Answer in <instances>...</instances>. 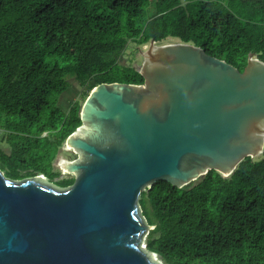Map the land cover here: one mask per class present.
Returning a JSON list of instances; mask_svg holds the SVG:
<instances>
[{"label": "trees", "instance_id": "trees-1", "mask_svg": "<svg viewBox=\"0 0 264 264\" xmlns=\"http://www.w3.org/2000/svg\"><path fill=\"white\" fill-rule=\"evenodd\" d=\"M152 41L192 44L243 72L252 53L264 62V0H0V126L13 148L12 156L0 148L12 166L6 177L58 176L54 161L82 125L79 102L60 106L68 77L85 98L102 83L143 85L121 60L130 43ZM13 157L28 159L13 166ZM261 157L227 178L209 171L183 188L160 181L143 191L147 250L164 264H264Z\"/></svg>", "mask_w": 264, "mask_h": 264}, {"label": "water", "instance_id": "water-1", "mask_svg": "<svg viewBox=\"0 0 264 264\" xmlns=\"http://www.w3.org/2000/svg\"><path fill=\"white\" fill-rule=\"evenodd\" d=\"M138 72L143 85L102 83L83 104L63 145L77 154L61 163L71 186L0 169V264H158L143 247L152 227L142 192L209 171L227 178L264 154V62L254 53L241 72L192 44L152 41Z\"/></svg>", "mask_w": 264, "mask_h": 264}, {"label": "rangeland", "instance_id": "rangeland-1", "mask_svg": "<svg viewBox=\"0 0 264 264\" xmlns=\"http://www.w3.org/2000/svg\"><path fill=\"white\" fill-rule=\"evenodd\" d=\"M149 47H150V44H148L146 46H138L135 43L134 44L130 43L128 49L126 50V52L123 56V59L121 60V63L124 65H127V66L135 67L137 69L140 68L143 61H144V54L149 49ZM68 81L70 82V88L66 93H64L62 95V97L60 99V106L64 110H68L70 105L75 103V102H79L83 106V104L85 103V101L88 98V97H86V98L84 97L83 88L77 82V80L74 79V77H72V76L68 77ZM43 136H47V135L45 134ZM4 137H5L4 133L0 134V148L3 151H5L9 156H12L10 154L13 151L12 145L8 144V142L6 141V137H5V141H3ZM40 149L42 150V147ZM45 150H43V151H45ZM65 151L66 150L61 148L60 152L58 153L57 159H60L59 160L60 164L66 160H74L77 158V154H75L71 151H66V152ZM262 158L263 157H258L256 159H262ZM27 159H25V158L20 159V158H14L13 157V160H14L13 166H17L20 163H22L23 161H26ZM11 161H12V159H11ZM0 168L3 170V172L5 174H11L12 173V166H10V165H5V164L0 162ZM23 174H24V172H23ZM38 176H40V175H38ZM34 177H36V176L30 177V178H34ZM42 178L46 182H50V181L46 180L44 177H42ZM146 235H148V234H146ZM146 242H147V236L145 237V243L143 244V247H145L144 250L154 259V261L156 263L164 264L158 255L152 254L147 250Z\"/></svg>", "mask_w": 264, "mask_h": 264}, {"label": "flooded vegetation", "instance_id": "flooded-vegetation-1", "mask_svg": "<svg viewBox=\"0 0 264 264\" xmlns=\"http://www.w3.org/2000/svg\"><path fill=\"white\" fill-rule=\"evenodd\" d=\"M62 149H64V147H62ZM71 152H73V151H71ZM59 160L60 159L56 158L54 161V164H53L54 165L53 171L55 174L58 173L59 174L58 176H55L54 178L51 179L49 176L42 175L46 180L52 182L55 185H57L58 182L64 181L66 179H74L75 178L74 175L67 173L62 168L61 164L59 163ZM38 175H41V174H38ZM38 175H36V176H38Z\"/></svg>", "mask_w": 264, "mask_h": 264}, {"label": "built area", "instance_id": "built-area-1", "mask_svg": "<svg viewBox=\"0 0 264 264\" xmlns=\"http://www.w3.org/2000/svg\"><path fill=\"white\" fill-rule=\"evenodd\" d=\"M4 133V130L3 128L0 126V134H3Z\"/></svg>", "mask_w": 264, "mask_h": 264}, {"label": "clouds", "instance_id": "clouds-1", "mask_svg": "<svg viewBox=\"0 0 264 264\" xmlns=\"http://www.w3.org/2000/svg\"><path fill=\"white\" fill-rule=\"evenodd\" d=\"M4 132H5V130H4Z\"/></svg>", "mask_w": 264, "mask_h": 264}]
</instances>
